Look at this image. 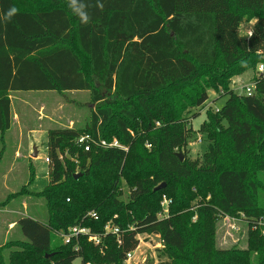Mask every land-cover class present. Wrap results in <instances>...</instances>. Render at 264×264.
Masks as SVG:
<instances>
[{"label": "trees", "instance_id": "obj_1", "mask_svg": "<svg viewBox=\"0 0 264 264\" xmlns=\"http://www.w3.org/2000/svg\"><path fill=\"white\" fill-rule=\"evenodd\" d=\"M84 2L87 24L69 0H0V133L12 127L11 93L88 92L93 105L85 129L48 132L49 182L36 193L47 221L20 218L26 240L6 259L0 250V264H124L137 235L159 236L167 257L159 264H249L251 254L216 249L213 235L217 218L264 217L250 167L264 170V78H254L251 96L227 88L233 75L264 64V0ZM12 7L17 13L4 22ZM244 18L254 19L248 37L239 31ZM209 89L228 92L227 100L218 112L204 110L194 132L186 114L203 108ZM195 133L207 147L190 159ZM85 134L123 148L91 144L85 152L77 144ZM123 180L127 202L118 200ZM163 197L168 211L158 218ZM107 223L121 231L120 245L103 236ZM75 226L100 236V245L86 237L64 244L60 235ZM259 229L248 242L264 264Z\"/></svg>", "mask_w": 264, "mask_h": 264}, {"label": "rangeland", "instance_id": "obj_2", "mask_svg": "<svg viewBox=\"0 0 264 264\" xmlns=\"http://www.w3.org/2000/svg\"><path fill=\"white\" fill-rule=\"evenodd\" d=\"M42 4L45 6L44 2ZM253 23L254 19L244 18L239 27L240 34L248 37ZM257 73L258 66L235 74L229 78L227 88L233 93L243 94L241 88L253 82L258 76ZM207 93V104L210 103L212 108H220L227 100L226 91L209 89ZM10 99L12 127L0 133V250L5 259L8 257L5 253L15 249L14 242L26 240L19 226L11 225L12 223L25 216H31L40 222L47 221L45 202L36 193L47 187L49 182V165L44 162V158H50L47 148L48 132L65 128L85 129L93 108L88 92H15L10 94ZM203 109H191L186 114L194 132H197L205 120ZM196 112L199 115L194 118L192 115ZM206 147V136L195 133L188 145V157L196 159L202 156ZM33 148L37 150L35 157L31 155ZM261 159L264 161V155ZM250 167L264 192V170L257 168L253 161L250 162ZM128 193L129 187L123 180L118 200L127 202ZM262 226L263 216L249 219L241 213L228 219L217 218L213 235L214 246L220 250L244 251L248 256L251 254L248 263L257 264L258 252L249 247L248 239L250 232H259ZM263 232L264 230L262 237ZM53 238L54 244H58L59 238ZM140 238L141 243L135 257L124 264H159L167 261L162 253L161 241L153 242L148 236ZM73 264L81 262L77 259Z\"/></svg>", "mask_w": 264, "mask_h": 264}, {"label": "built area", "instance_id": "obj_3", "mask_svg": "<svg viewBox=\"0 0 264 264\" xmlns=\"http://www.w3.org/2000/svg\"><path fill=\"white\" fill-rule=\"evenodd\" d=\"M250 34H251V32L249 33V35ZM257 74H258V77L264 78V64H260L258 66V73ZM254 87H255V83L251 82V83H248L247 85H245L243 88H241V90L243 91L244 95L251 96L253 94ZM203 108H204L203 110H207L209 108H212V106L210 103L207 104V102H206L203 105ZM213 109L215 112H218V110H219L216 107H213ZM77 144L82 146L85 152H88L90 150L91 144H93L97 147H100L102 149L123 148V147H121V145L119 144V142L116 139H114L111 142H108L106 140L100 139V137H97L96 139H94L89 134L81 135L77 139ZM146 146H147V148L150 147V145H146ZM44 162L49 165L51 163V160L49 157H46V158H44ZM168 203H169L168 200L165 197H163V199L160 203L162 211H161V213H159L158 218L166 217L165 215L167 214V211H168ZM87 216L94 219V220L97 219V215L95 212H90L87 214ZM226 218L228 219L229 217H226ZM195 220H196V217H193L192 221L194 222ZM120 233H121V231L117 227L112 226L110 223H107L104 226L103 236H105L107 234H111V235L115 236L117 239V243L119 245L121 244V241L119 238ZM263 234H264V232H263ZM78 237H86L88 242L92 243L94 246H99L101 243V237L100 236L92 234L88 228L81 227V226L72 227L68 230V232L66 234L60 235V238L62 239L64 244H69L72 239H75ZM137 239H138L139 243H141V238L139 235H137ZM150 239L153 242H155L154 239L152 238V236H150ZM138 248H139V245L134 251L127 253L124 262H126V263L130 262L135 257Z\"/></svg>", "mask_w": 264, "mask_h": 264}, {"label": "clouds", "instance_id": "obj_4", "mask_svg": "<svg viewBox=\"0 0 264 264\" xmlns=\"http://www.w3.org/2000/svg\"><path fill=\"white\" fill-rule=\"evenodd\" d=\"M96 6L98 8H103V4L100 0H96ZM69 7L72 12L77 15L81 21V23L87 24L90 17L87 12L88 5L84 2V0H69ZM18 9L15 7L10 8L7 13L4 14L2 20L4 22H8L11 18L17 13Z\"/></svg>", "mask_w": 264, "mask_h": 264}, {"label": "water", "instance_id": "obj_5", "mask_svg": "<svg viewBox=\"0 0 264 264\" xmlns=\"http://www.w3.org/2000/svg\"><path fill=\"white\" fill-rule=\"evenodd\" d=\"M36 152H37L36 148H33V150H32V154H31L32 157H35V156H36ZM175 156L178 157L180 161H183L184 156H183V153H182V152H177V153L175 154ZM80 176H81L80 174H75L74 178L77 179V178H79ZM164 186H165L164 184H161V185H159L158 187H156L155 190H160V189H162ZM152 238L154 239L155 242H160V238H159L158 236H154V235H153ZM48 256H51V255H45V258H47Z\"/></svg>", "mask_w": 264, "mask_h": 264}, {"label": "crops", "instance_id": "obj_6", "mask_svg": "<svg viewBox=\"0 0 264 264\" xmlns=\"http://www.w3.org/2000/svg\"><path fill=\"white\" fill-rule=\"evenodd\" d=\"M25 217H30V218H31V216H25ZM19 219H20V218H19ZM19 219H17V221L14 222V223H12L11 225H14V226L17 225V222L19 221ZM34 219H35V218H34ZM35 220H36V219H35ZM11 225H10V226H11Z\"/></svg>", "mask_w": 264, "mask_h": 264}]
</instances>
